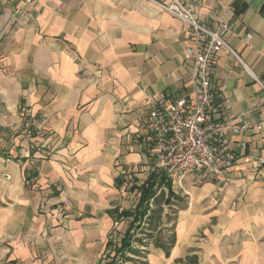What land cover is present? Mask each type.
Segmentation results:
<instances>
[{"label": "crops", "instance_id": "obj_1", "mask_svg": "<svg viewBox=\"0 0 264 264\" xmlns=\"http://www.w3.org/2000/svg\"><path fill=\"white\" fill-rule=\"evenodd\" d=\"M181 1L227 26L244 64L224 48L213 78L247 128L225 180L172 184L176 242L147 264H264V0ZM0 32V264H102L151 174L144 100L195 96L193 28L146 0H0Z\"/></svg>", "mask_w": 264, "mask_h": 264}, {"label": "built area", "instance_id": "obj_2", "mask_svg": "<svg viewBox=\"0 0 264 264\" xmlns=\"http://www.w3.org/2000/svg\"><path fill=\"white\" fill-rule=\"evenodd\" d=\"M27 4L34 0H25ZM193 28L197 46L189 52L194 57L195 96L169 99L148 96L142 119L143 145L150 155L149 171L180 184L189 174L207 170L218 180H225L229 168L240 158L223 150L228 132L241 133L247 124L224 119L229 106L221 101L214 82L213 67L220 52L226 48L242 63L239 55L228 45L224 31L205 26L192 6L181 0H146ZM0 32V39L2 38ZM255 79L262 85L260 80ZM259 165L264 159H259Z\"/></svg>", "mask_w": 264, "mask_h": 264}, {"label": "trees", "instance_id": "obj_3", "mask_svg": "<svg viewBox=\"0 0 264 264\" xmlns=\"http://www.w3.org/2000/svg\"><path fill=\"white\" fill-rule=\"evenodd\" d=\"M172 182L165 176L158 173H151L147 182L140 188L141 198L134 211L125 212L124 215L133 217L131 228L122 235L120 243H108V253L102 264H147V261L140 260L146 257V250H140L137 245L148 247L150 241H153L156 247L162 248L169 256L171 248L175 245L176 239L172 232V227L168 228L169 234L162 235L159 228L163 225L165 219L163 203L170 204L174 193L172 192ZM168 188V195L162 190ZM153 203L154 207L151 205ZM170 214L167 215V223L171 222ZM134 232H132V230ZM158 233V234H157ZM139 235L145 236L144 239ZM192 263L196 264V256L192 258Z\"/></svg>", "mask_w": 264, "mask_h": 264}, {"label": "rangeland", "instance_id": "obj_4", "mask_svg": "<svg viewBox=\"0 0 264 264\" xmlns=\"http://www.w3.org/2000/svg\"><path fill=\"white\" fill-rule=\"evenodd\" d=\"M168 228H170V226H169ZM168 228H167V229H168ZM166 234H169V232H166ZM139 237L144 239L145 236H143V235H139ZM121 238H122V235H120V234H117V235L114 234L110 240H111L112 244H113V243L115 244V243H117V242L120 243ZM144 240H145V239H144ZM137 247L140 248V250H146V251H144V252H147V247L142 246V245H141V246H140V245H137ZM106 256H107V255H106ZM105 258H106V257H105ZM140 260L147 261V260H148V256H146V257H141ZM132 263H134V262H131V263L128 262V263H126V264H132ZM118 264H121V263L119 262Z\"/></svg>", "mask_w": 264, "mask_h": 264}]
</instances>
